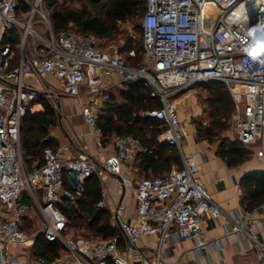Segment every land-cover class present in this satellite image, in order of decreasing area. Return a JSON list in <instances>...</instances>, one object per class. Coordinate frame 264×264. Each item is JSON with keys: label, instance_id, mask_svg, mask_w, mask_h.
Masks as SVG:
<instances>
[{"label": "built area", "instance_id": "built-area-1", "mask_svg": "<svg viewBox=\"0 0 264 264\" xmlns=\"http://www.w3.org/2000/svg\"><path fill=\"white\" fill-rule=\"evenodd\" d=\"M25 1L32 8L27 24L18 18L16 0H0L3 31L13 26L24 30L17 67L10 69L12 48H0V264H165L168 240H193L196 260L191 264H200V258L209 256V249L221 245L220 240L215 246L204 240L206 220L231 216L212 201L198 181L195 157L183 154L182 141L196 139L197 133L180 121L171 97L194 85L225 83L235 108L234 141L264 163V0H146L139 67L130 66L121 51L106 49L93 35L73 28L54 35L43 9L47 0ZM36 14L50 32L49 40L32 29ZM29 34L41 41L38 45L34 42L33 56L24 51ZM130 56L135 57V53ZM139 80L145 81L152 89L151 97L162 104L161 109L143 116L161 122L157 142L178 148L182 168L135 181L122 166L134 163L147 148L134 136H114L115 158L99 160L82 153L67 160L60 150L46 148L43 164H33L32 171L28 170L21 124L26 114L36 112L37 98L44 97L60 113L61 123L62 98L79 100L85 123L102 148L98 118L110 100L111 89H124ZM66 175L76 189L95 176L101 181L110 177L124 190H132L137 221L125 219V207L117 204L110 214L120 237L64 240L67 219L59 204L63 198L73 199L72 192L63 187ZM105 196L103 193L98 207L108 210ZM34 209L44 220L39 234L63 247L52 261L32 253L39 234L27 231L26 220ZM260 210L264 215V204ZM231 221L225 236L234 235L238 242L249 236L256 243L259 264H264V241H260L261 229L253 214L237 213ZM150 235L158 237L153 259L138 244Z\"/></svg>", "mask_w": 264, "mask_h": 264}, {"label": "trees", "instance_id": "trees-1", "mask_svg": "<svg viewBox=\"0 0 264 264\" xmlns=\"http://www.w3.org/2000/svg\"><path fill=\"white\" fill-rule=\"evenodd\" d=\"M17 14H28L31 7L25 0H16ZM60 0H47L46 12L54 35L70 28L93 35L100 40H114L125 33L121 24L132 22L136 36L125 37V45L121 53L126 56L127 63L139 67L143 60L142 23L146 14V0H89L95 12L70 6L59 7ZM15 48L8 31L4 34L1 47ZM135 53L131 57L127 54ZM19 59L10 62V69L19 65ZM208 93L204 104V115L207 123L195 122L196 140L206 141L216 145V155L222 158L228 167L242 165L252 159L253 151L237 141L223 137L230 129V120L234 113V102L228 87L223 82H208L200 84ZM152 89L143 80L126 86L124 89L111 91L109 102L98 118L104 141L113 136H134L147 148V153L139 154L135 159L138 173L147 178L168 174L173 167L182 168L181 155L175 146L159 144L157 136L162 133L161 122L146 118L143 113L161 109L162 104L151 97ZM36 112L28 113L21 124V144L26 163L43 164V151L46 148L58 150L59 143L51 137V129L58 124V116L44 97L35 101ZM64 189L73 194V199L63 198L59 208L67 219V229L83 230L84 237L108 240L120 237L121 231L113 226L111 214L107 209H100L98 204L103 199L102 182L97 177H91L74 188L67 175L64 178ZM243 192L242 207L247 212H253L264 204V172H253L245 175L240 181ZM63 247L58 242L48 241L39 234L32 247V253L37 258L47 261L59 256Z\"/></svg>", "mask_w": 264, "mask_h": 264}, {"label": "crops", "instance_id": "crops-1", "mask_svg": "<svg viewBox=\"0 0 264 264\" xmlns=\"http://www.w3.org/2000/svg\"><path fill=\"white\" fill-rule=\"evenodd\" d=\"M21 15L24 17L25 14ZM5 33L6 32L3 31V24L0 21V48ZM12 51L13 56L11 62L18 58V63H20L22 56L20 57L16 54L15 48H13ZM25 55L33 56L34 52L32 54H27L25 51ZM112 81H117V78H113ZM36 88L40 89V86L36 85ZM116 89L117 87H114L111 91ZM60 106L63 114L62 124L64 126L61 127L60 130L52 132L51 137L59 143L58 150L63 153L65 159H77L82 153L99 160L115 158L116 149L113 144L114 136L110 138V140H112L111 142L103 141L102 148L98 147L97 142L90 133V127L85 123L83 118V105L80 101L77 102L74 98L64 97L61 100ZM180 110L179 119L180 121L182 120V122L187 118L191 120L192 116L195 117L199 115L196 108H194L195 111L192 110L188 113L184 108ZM190 131H195L192 125ZM184 142L183 154L185 156H194L199 165V173L197 176L198 181L206 187L211 195L212 201L227 215L231 216V219L222 217L219 221L210 219L206 220L203 233L204 240L210 243L211 246H213L216 241L220 240L221 245L220 248L214 245L215 247L213 249H209V256H203L200 258L199 263L259 264L256 243L249 236L244 235L243 241L238 242L234 235L228 237L225 235L227 229L232 227L233 223L231 220L237 213H240L241 215L251 213L257 220L258 226L261 229L260 241H264V215L260 208L253 212H247L242 207L241 199L243 192L240 187V181L245 175L253 172H264V163L253 155L250 161L237 167L230 168L222 158L216 155V145H211L206 141H198L192 137H188ZM176 168L177 167H173L172 170ZM122 171L128 173L135 181H139L145 177L138 173L135 161L134 163L123 165ZM101 182L103 193L106 195L105 201L108 211L111 212L117 204H122L125 207V219H132L133 222H136V200L134 192L129 189L124 190L119 182H116L110 177L104 178ZM127 191L129 193L128 199H132L133 206H130V202L126 197ZM157 238L156 235L145 236L138 242L139 246L144 249L145 255L149 259L154 258V253L158 246ZM141 241L144 243L141 244ZM165 245L169 251V256L164 258L165 264H191L195 262L196 256L193 251L195 242L193 240L179 242L168 240Z\"/></svg>", "mask_w": 264, "mask_h": 264}, {"label": "rangeland", "instance_id": "rangeland-1", "mask_svg": "<svg viewBox=\"0 0 264 264\" xmlns=\"http://www.w3.org/2000/svg\"><path fill=\"white\" fill-rule=\"evenodd\" d=\"M32 2H34V0H31ZM62 6H70V7H75L78 9H82V10H86L88 12H95L94 8L92 7V5L90 4L89 0H60L59 2V7ZM43 9L47 15L46 12V7H45V3L43 5ZM32 13V8L30 10V12L28 14H25L24 17L21 14H17L18 18L25 24H27L30 20V14ZM42 19L41 17L36 14L34 16L33 22L35 23V25H33V30L38 33L40 36H42L45 40H49L50 39V32L48 31L47 27L41 23ZM74 29V28H73ZM52 30V27H51ZM76 30V29H74ZM121 30L124 31L125 33L118 35L114 40L108 41V40H100L101 44L108 50H119L121 51V49L124 47L125 45V37H127V35L129 36H134L135 38H137L138 40V36H136V29L135 26L132 22H127L124 24H121ZM53 32V30H52ZM22 33L24 34V30L22 31ZM23 34H21V32L15 27L13 26L11 30H8V36L9 38H12L15 44V51L16 54L19 55L20 57L22 56V45H23ZM34 42H36V44H41V41L38 39V37H36L35 34H29L28 35V39H27V46H26V53L27 54H32L34 51ZM39 48H44V46L39 45ZM127 56H130V53L127 54ZM136 56V54H135ZM124 57L126 58V56L124 55ZM135 58V57H134ZM208 97V93L205 89H203L200 85H194L186 90H182L176 94H174L171 97V101L173 104L176 105L177 111H178V116L180 118L179 115V111H181L180 109L184 108V110L188 113L190 111H195L194 108H196L197 112H198V116L195 117H191V120H189L188 118L185 119L183 122L188 123L189 129L191 127V125L194 127L195 129V122H203L204 124L207 123L206 119L207 117L203 114L206 106L204 104L205 100ZM232 97V96H231ZM77 100V99H76ZM77 102H79V100H77ZM78 104V103H77ZM78 109V106H77ZM57 116H58V124L55 128L51 129L50 134H52V132H54L55 130H60L61 127H63L64 125L61 123L60 121V113L56 112ZM234 114V113H233ZM182 121V120H181ZM223 137L228 138L230 140H234V123H233V115L232 118L230 120V129L226 132L223 133ZM112 140H106V142H111ZM185 140L182 141V144L184 145ZM105 142V141H104ZM28 166V170L32 171V166L33 164H29L26 163ZM129 193L127 191V199ZM128 201L130 202V206H133V201L132 199H128ZM43 218L41 216V214L39 213V211L37 209H34L31 214L30 217L27 218L26 220V229L28 232L32 233V234H39L42 230L43 227ZM84 231L83 230H69L67 229L66 231L63 232V236H64V240L68 241L69 239L73 238L75 240H80V239H84V240H91V237H84ZM144 242L141 241V244H143Z\"/></svg>", "mask_w": 264, "mask_h": 264}, {"label": "bare ground", "instance_id": "bare-ground-1", "mask_svg": "<svg viewBox=\"0 0 264 264\" xmlns=\"http://www.w3.org/2000/svg\"><path fill=\"white\" fill-rule=\"evenodd\" d=\"M26 31H27L28 33L31 32L28 26L26 27Z\"/></svg>", "mask_w": 264, "mask_h": 264}]
</instances>
